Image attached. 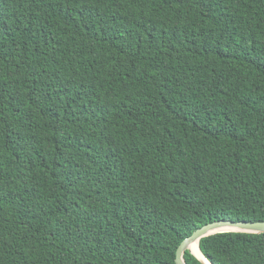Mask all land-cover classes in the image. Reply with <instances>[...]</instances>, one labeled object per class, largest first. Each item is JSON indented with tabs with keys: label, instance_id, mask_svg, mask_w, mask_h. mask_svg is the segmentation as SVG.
<instances>
[{
	"label": "trees",
	"instance_id": "obj_1",
	"mask_svg": "<svg viewBox=\"0 0 264 264\" xmlns=\"http://www.w3.org/2000/svg\"><path fill=\"white\" fill-rule=\"evenodd\" d=\"M220 220L264 221V0H0V264H177Z\"/></svg>",
	"mask_w": 264,
	"mask_h": 264
},
{
	"label": "water",
	"instance_id": "obj_2",
	"mask_svg": "<svg viewBox=\"0 0 264 264\" xmlns=\"http://www.w3.org/2000/svg\"><path fill=\"white\" fill-rule=\"evenodd\" d=\"M228 226L233 230L214 232L217 229ZM223 232H243L251 234H264V221H232V220H220L210 224H207L199 229H197L190 237L182 242L177 250V264H187L184 258L185 252L190 250L189 244L198 241L200 243L201 239ZM192 254L200 260L203 261L192 251ZM210 263V262H209ZM204 264V263H203ZM211 264V263H210Z\"/></svg>",
	"mask_w": 264,
	"mask_h": 264
},
{
	"label": "bare ground",
	"instance_id": "obj_3",
	"mask_svg": "<svg viewBox=\"0 0 264 264\" xmlns=\"http://www.w3.org/2000/svg\"><path fill=\"white\" fill-rule=\"evenodd\" d=\"M229 230H233V229L231 227L224 226V227L217 229L214 232L216 233V232L229 231ZM188 248L192 250L203 261L204 264H210L209 261L206 259V257L201 252L200 243L198 241H195L189 244Z\"/></svg>",
	"mask_w": 264,
	"mask_h": 264
}]
</instances>
